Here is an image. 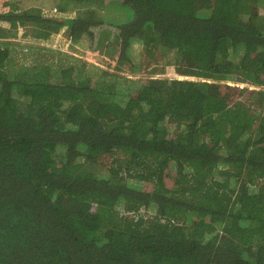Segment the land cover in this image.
Masks as SVG:
<instances>
[{"label":"trees","instance_id":"obj_1","mask_svg":"<svg viewBox=\"0 0 264 264\" xmlns=\"http://www.w3.org/2000/svg\"><path fill=\"white\" fill-rule=\"evenodd\" d=\"M47 1L0 0V264H264V90L224 83L264 88V0ZM63 33L113 81L7 73ZM135 42L184 79L120 82Z\"/></svg>","mask_w":264,"mask_h":264},{"label":"rangeland","instance_id":"obj_2","mask_svg":"<svg viewBox=\"0 0 264 264\" xmlns=\"http://www.w3.org/2000/svg\"><path fill=\"white\" fill-rule=\"evenodd\" d=\"M50 10V14L55 12L54 3L48 2L45 11ZM54 10V11H52ZM68 17V15H67ZM14 46L19 45L20 47H15V52H13V62L10 63L7 73L10 74L16 70V69H23V70H29L31 67H36L38 62L37 59L34 60L33 57H31L32 52H40L45 50L46 52V58H48L51 62L52 66H59V65H66V66H78L79 68H82L84 66V62H89L91 66L89 67H83L80 71L83 72L84 78L90 77H98L101 81L108 82L110 80L113 81V76L115 73H111V75H105V73L102 72H109V70L103 65V63L95 58V56H92L89 49L85 44H77V45H71L69 43L67 35L61 34L59 36V44L57 46L47 47V46H40L37 44H32L25 40L20 39H11V42ZM31 47L33 49H31ZM14 48V47H12ZM131 51V55L133 56V59L137 65L140 64V69L135 72H121L117 73L116 76H118L120 82H127L128 81H140L143 79L148 78H155V79H168V80H174V79H184V77H180L176 74L175 68L168 64L166 61V58L164 56V53L162 52L160 47L154 48V58L146 53L145 46L143 42H135L133 44ZM33 50V51H32ZM58 53L60 58H62V63H60L58 59ZM58 60V61H57ZM186 79V78H185ZM191 81H209L204 79H198V78H188ZM212 82V81H211ZM227 84L240 86L244 88L249 89H255V90H264V88H257L254 87L251 84L248 83H242L237 82L233 80H229L227 82H224ZM127 92V90H126ZM114 162V157H103L99 161V167L101 170L108 169ZM223 179L222 177H218L217 179ZM224 180V179H223ZM131 184L135 188H139L140 184L137 181H131ZM232 187L235 186L234 181L232 180Z\"/></svg>","mask_w":264,"mask_h":264},{"label":"crops","instance_id":"obj_3","mask_svg":"<svg viewBox=\"0 0 264 264\" xmlns=\"http://www.w3.org/2000/svg\"><path fill=\"white\" fill-rule=\"evenodd\" d=\"M50 0H48L47 2H49ZM55 9H57V7L55 6ZM57 13H59V12H57ZM67 16V15H66ZM71 16V15H70ZM64 34V33H63ZM19 47V46H18Z\"/></svg>","mask_w":264,"mask_h":264},{"label":"built area","instance_id":"obj_4","mask_svg":"<svg viewBox=\"0 0 264 264\" xmlns=\"http://www.w3.org/2000/svg\"><path fill=\"white\" fill-rule=\"evenodd\" d=\"M17 49H18V47H17Z\"/></svg>","mask_w":264,"mask_h":264},{"label":"clouds","instance_id":"obj_5","mask_svg":"<svg viewBox=\"0 0 264 264\" xmlns=\"http://www.w3.org/2000/svg\"><path fill=\"white\" fill-rule=\"evenodd\" d=\"M186 79H188V78H186Z\"/></svg>","mask_w":264,"mask_h":264}]
</instances>
